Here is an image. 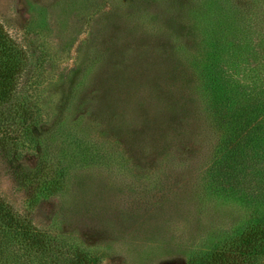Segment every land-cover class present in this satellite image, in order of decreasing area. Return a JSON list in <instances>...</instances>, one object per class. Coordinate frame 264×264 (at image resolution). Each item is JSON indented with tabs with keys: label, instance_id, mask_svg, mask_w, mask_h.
Listing matches in <instances>:
<instances>
[{
	"label": "rangeland",
	"instance_id": "1",
	"mask_svg": "<svg viewBox=\"0 0 264 264\" xmlns=\"http://www.w3.org/2000/svg\"><path fill=\"white\" fill-rule=\"evenodd\" d=\"M218 3L0 0V20L45 53L26 85L53 147L61 149L68 135L93 144L106 159L102 165L67 158L65 190L31 207L32 193L18 190L0 165L2 195L30 211L39 229L102 264H189L264 216V206L204 194L200 181L212 139L202 69L215 65L228 84L225 100L239 96V87L251 95L264 82L245 68L257 58L264 75V0L250 2L252 17H232V23L251 20L250 33L239 25L225 30L229 43L216 52L212 38L223 29L211 33L210 26L221 22ZM52 108L56 116L47 122ZM35 162L26 156L27 165Z\"/></svg>",
	"mask_w": 264,
	"mask_h": 264
},
{
	"label": "trees",
	"instance_id": "2",
	"mask_svg": "<svg viewBox=\"0 0 264 264\" xmlns=\"http://www.w3.org/2000/svg\"><path fill=\"white\" fill-rule=\"evenodd\" d=\"M213 1L220 2L215 14L221 22L210 26L211 33H217L215 29L219 26L223 32L231 33L238 25L239 31L243 29V33H250L251 20L245 17L246 21L241 23L239 19L243 14L249 17L252 13L249 5L254 0L244 4L242 0ZM201 11L204 7L202 10L197 8V12ZM233 16L239 18L235 23L231 21ZM223 32L212 38L216 52L229 43ZM222 39L225 42H221ZM181 51L188 55L192 66L197 65L187 47L182 46ZM44 61L45 53L38 51L27 33L12 30L0 20V165L18 190L32 193L30 207L39 197H54L65 190L67 158L78 156L102 165L106 160L93 144L79 139L72 142L68 135H64L66 140L63 135H57L56 139L64 141L61 149L53 147L47 134L50 128L42 120L43 111L26 85V79L29 76L31 79ZM256 61L257 58L252 59L253 63L245 67L246 72L252 80L261 77L264 81L263 70L257 67ZM208 66L201 71L206 101L203 116L212 137L208 142V154L199 168L204 194L236 196L248 205L264 206V82L261 88L253 89L254 99L249 91L239 87V96L225 100L228 84L222 81L215 65ZM238 97L241 100H237ZM55 114L54 109H50L46 113L47 122L54 120ZM28 155L36 160L35 164L25 163ZM262 257L264 216L257 215L237 234L194 256L189 264H257ZM0 264L102 262L88 251L71 250L67 244L39 229L30 211L19 210L0 192Z\"/></svg>",
	"mask_w": 264,
	"mask_h": 264
}]
</instances>
